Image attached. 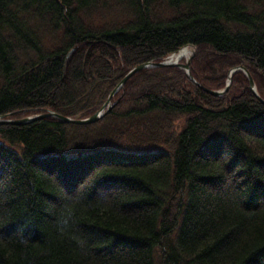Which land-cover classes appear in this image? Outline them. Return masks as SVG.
<instances>
[{"label": "trees", "instance_id": "trees-1", "mask_svg": "<svg viewBox=\"0 0 264 264\" xmlns=\"http://www.w3.org/2000/svg\"><path fill=\"white\" fill-rule=\"evenodd\" d=\"M186 46L264 101V0H0V117L88 118ZM184 65L0 126V264H264V104Z\"/></svg>", "mask_w": 264, "mask_h": 264}, {"label": "water", "instance_id": "water-1", "mask_svg": "<svg viewBox=\"0 0 264 264\" xmlns=\"http://www.w3.org/2000/svg\"><path fill=\"white\" fill-rule=\"evenodd\" d=\"M191 48L192 50H190V55L188 57H177L174 61L172 60V58L174 57V54L170 55L169 58H167L166 60L159 62V63H145V64H141L138 65L136 67H134L133 69H131L124 77L123 79L120 81V83L114 88V90L111 92V94L108 96L106 102L103 104V106L99 109V111H97L94 115L85 118V119H75V118H69V117H64L61 116L59 114H56L54 112L51 111H47L45 113L42 114H36L34 116H29L23 119H18V120H10V119H5V118H1L0 117V125H26L29 124L33 121L36 120H40L43 118H55L58 119L62 122L65 123H70V124H76V125H88V124H92L97 122L99 119H101L113 106L114 103L111 102L112 98L114 97V95L116 94V92H118L120 89H122L125 85V83L127 82V80L129 78H131L134 74H136L137 72L143 70V69H153V68H163V67H170V66H174L176 64H178L182 59H185V73L187 75V77L195 84L197 85L199 88H201L204 92L213 95V96H217L220 97L222 95H224L230 86V82H231V77L233 75V73H235L236 71H241L244 73V75L246 76L248 83H249V89L252 93H254V95H256V97L258 99H260L258 97V95L256 94V89L254 86V83L251 79V76L249 75V73L242 67H238V68H234L232 70L229 71L228 77H227V81H226V86L223 90L221 91H213V90H209L204 88L203 86H201L199 83H197L195 80H193V78L189 75V65L191 63V59L194 55V49L192 46H187L184 48H181L179 51H181L182 49H188ZM178 51V52H179ZM177 52V53H178Z\"/></svg>", "mask_w": 264, "mask_h": 264}, {"label": "bare ground", "instance_id": "bare-ground-1", "mask_svg": "<svg viewBox=\"0 0 264 264\" xmlns=\"http://www.w3.org/2000/svg\"><path fill=\"white\" fill-rule=\"evenodd\" d=\"M190 55V50H188V49H182L181 51H179L178 53H176L175 55H174V57L172 58V60L174 61L177 57H183V58H185V57H188ZM141 65V64H140ZM138 66V65H137ZM136 67V66H135ZM239 67H241V66H239ZM134 68V67H133ZM132 68V69H133ZM236 68H238V67H236ZM242 68H244V67H242ZM245 69V68H244ZM246 70V69H245ZM247 71V70H246ZM185 72V71H184ZM237 72V71H236ZM239 72H241V71H239ZM248 72V71H247ZM243 73V72H242ZM249 73V72H248ZM244 74V73H243ZM185 75H186V73H185ZM189 75H190V73H189ZM250 75V74H249ZM187 76V75H186ZM245 76V75H244ZM246 77V76H245ZM188 78V77H187ZM247 79V78H246ZM252 79V78H251ZM248 81V80H247ZM253 81V80H252ZM254 83V82H253ZM201 85V84H200ZM197 86V85H196ZM202 86V85H201ZM226 86V85H225ZM254 86H255V84H254ZM248 87H249V83H248ZM205 88V87H204ZM207 89V88H206ZM255 89H256V87H255ZM210 90V89H209ZM223 90V89H222ZM250 90V89H249ZM213 91H221V90H213ZM208 94V93H207ZM254 94V93H253ZM256 94H257V91H256ZM210 95V94H209ZM258 95V94H257ZM211 96H213V95H211ZM223 96V95H222ZM214 97H217V96H214ZM221 97V96H220ZM255 97H256V95H255ZM258 97H259V95H258ZM257 98V97H256ZM260 98V97H259ZM258 99V98H257ZM261 103H263L264 104V101L260 98V99H258ZM99 111V110H98ZM40 114H42V113H40ZM94 115V114H93ZM32 116H34V115H32ZM27 117H29V116H27ZM24 118H26V117H24ZM20 119H23V118H20ZM44 119V118H43ZM10 120H18V119H10ZM41 120V119H40ZM1 126V125H0Z\"/></svg>", "mask_w": 264, "mask_h": 264}, {"label": "rangeland", "instance_id": "rangeland-1", "mask_svg": "<svg viewBox=\"0 0 264 264\" xmlns=\"http://www.w3.org/2000/svg\"><path fill=\"white\" fill-rule=\"evenodd\" d=\"M190 49H191V48H190ZM191 50H192V49H191ZM181 61H184V62H185V59H183V60H181ZM129 79H130V78H129ZM129 79H128V80H129ZM111 102H112V100H111ZM112 103H113V102H112Z\"/></svg>", "mask_w": 264, "mask_h": 264}]
</instances>
